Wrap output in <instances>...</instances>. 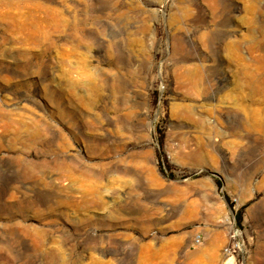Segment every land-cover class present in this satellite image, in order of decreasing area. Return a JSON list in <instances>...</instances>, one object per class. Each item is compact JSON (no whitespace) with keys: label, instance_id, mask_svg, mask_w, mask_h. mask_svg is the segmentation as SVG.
<instances>
[{"label":"rangeland","instance_id":"1","mask_svg":"<svg viewBox=\"0 0 264 264\" xmlns=\"http://www.w3.org/2000/svg\"><path fill=\"white\" fill-rule=\"evenodd\" d=\"M0 264H264V0H0Z\"/></svg>","mask_w":264,"mask_h":264},{"label":"bare ground","instance_id":"2","mask_svg":"<svg viewBox=\"0 0 264 264\" xmlns=\"http://www.w3.org/2000/svg\"><path fill=\"white\" fill-rule=\"evenodd\" d=\"M189 71V70H188ZM192 79V78H191ZM182 83V82H181ZM195 85V84H194ZM209 87V86H208ZM189 148V147H188ZM145 208V207H144ZM198 242V241H197Z\"/></svg>","mask_w":264,"mask_h":264}]
</instances>
